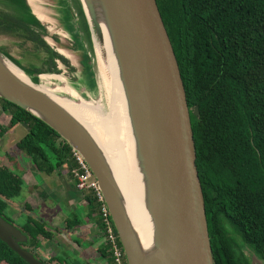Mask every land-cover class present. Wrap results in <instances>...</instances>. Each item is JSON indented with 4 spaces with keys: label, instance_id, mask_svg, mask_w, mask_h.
<instances>
[{
    "label": "trees",
    "instance_id": "trees-1",
    "mask_svg": "<svg viewBox=\"0 0 264 264\" xmlns=\"http://www.w3.org/2000/svg\"><path fill=\"white\" fill-rule=\"evenodd\" d=\"M154 2L188 108L213 264H249L242 249L264 264V0ZM0 7V34L29 42L45 56V68L26 69V73L53 74L56 62L68 65L43 40L46 31L25 0H0ZM63 25L74 38V47L81 49L71 23L66 20ZM82 55L85 76L93 85L89 58L85 52ZM32 81L37 83L36 78ZM0 110L8 115V128L26 129L14 147L38 173L50 176L72 165L69 146L42 121L2 99ZM4 158L0 155V160ZM22 188L20 176L0 166V217L11 225L8 204ZM85 202L89 214L96 212L93 198L88 195ZM79 216L69 215L63 230L80 226ZM16 219L13 226L24 237L18 243L22 249L43 264H71L66 253L47 260L39 256L42 243L52 238L42 221L26 214ZM95 225L101 230L97 216ZM96 252L105 264H113L105 245ZM0 264L26 263L0 242Z\"/></svg>",
    "mask_w": 264,
    "mask_h": 264
},
{
    "label": "water",
    "instance_id": "water-1",
    "mask_svg": "<svg viewBox=\"0 0 264 264\" xmlns=\"http://www.w3.org/2000/svg\"><path fill=\"white\" fill-rule=\"evenodd\" d=\"M25 3L28 6L26 0ZM77 3L88 24L80 0ZM101 3L126 101L134 159L146 179L153 210V264H213L188 108L155 2ZM1 59L22 71L31 84L17 80L0 63V99L42 121L82 157L102 194L125 264H141L115 182L92 139L75 120L34 88L41 74L26 73V68L0 51ZM23 241V235L0 217V242L26 264H43L18 245ZM248 261L263 264L254 255Z\"/></svg>",
    "mask_w": 264,
    "mask_h": 264
},
{
    "label": "bare ground",
    "instance_id": "bare-ground-1",
    "mask_svg": "<svg viewBox=\"0 0 264 264\" xmlns=\"http://www.w3.org/2000/svg\"><path fill=\"white\" fill-rule=\"evenodd\" d=\"M34 1L26 0L32 14L41 21L42 14ZM80 2L94 43L97 73L99 85L104 91L105 109L98 105H88L83 101L74 103L73 99L76 97L74 92L65 85L64 79L59 75H39V83L34 88L75 120L92 139L115 182L119 202L133 233L140 262L153 264L156 255L153 210L147 196L146 179L134 159V139L102 3L101 0H80ZM57 52L64 55L62 50ZM0 63L17 80L27 85L31 84L27 76L17 67L5 59H1Z\"/></svg>",
    "mask_w": 264,
    "mask_h": 264
},
{
    "label": "rangeland",
    "instance_id": "rangeland-1",
    "mask_svg": "<svg viewBox=\"0 0 264 264\" xmlns=\"http://www.w3.org/2000/svg\"><path fill=\"white\" fill-rule=\"evenodd\" d=\"M34 2L36 6L39 8V12L42 14L43 17V19L39 21V23L46 31V35L43 36V40H45L48 46L51 49H53L55 52L57 50L64 51V55H61L58 52L56 53L64 57L68 63L67 66H64L61 63L56 62L57 73H53V74L42 73V74L61 76L65 81V85L69 89H71L76 96L73 99L74 103L83 101L88 105L91 106L98 105L101 106L103 109H105V103L103 100L104 91L102 87L99 85V77L97 73V59L94 49V43L92 40V35L90 34L91 31L88 27L87 22L85 21V18L80 13L81 10L77 3V0H35ZM0 9L2 8L0 7ZM66 20H68V22L71 23L72 28L79 35L78 37L76 36V38L78 39L79 43H82L81 49L80 47H77V45H75L74 47L72 42L74 38H71L68 35V33L64 30L63 22ZM0 51L5 53L7 56L11 57L16 62H18L23 68L26 69L34 68L35 70L45 68V66L42 65L43 63L42 61L45 59V56L40 51L36 50L30 43L18 40L16 37L0 34ZM82 52L83 53L85 52L89 57L88 60L89 63H87V65L90 67L89 69L92 72L93 85L90 84L88 77L85 76L83 70L84 66L82 65V56H83ZM45 70L43 71L45 72ZM60 86H63V84H60ZM64 97L70 99V97H68L67 95H64ZM193 114H195L194 110H193ZM0 128L3 130V135L0 138V151L1 148H3L5 150L4 155L6 156V158L0 160V166L8 167L9 169L11 168L13 172L19 173L18 167L25 165L24 162H27V158L21 152H18L15 149L14 145L15 142H17L25 134L26 129L22 125L21 126L17 125L12 129L8 128V115L5 112H2L1 110H0ZM18 155H19V166H17L16 164L18 163ZM58 174L62 175V179L71 181L70 177L68 176L67 170L64 167L61 169V171ZM39 190L40 189H38V186L33 185V187H28L26 192L32 191L31 194L33 192L40 194L41 192H39ZM22 194L24 195V193ZM28 196L29 194L27 193V197ZM21 198L22 195L20 194L19 197H17L16 200L14 201V204L11 203L8 204L9 207L8 215L10 216V219H12L14 226H16L18 223L16 218L18 217L19 214H26V215L34 214V211H32V213L28 212L25 208V205L24 207L23 204L20 205ZM39 214L40 212L36 211V215ZM61 218L63 217L61 216ZM42 219L49 224L52 223L53 220V219L49 220V217H45V218L42 217ZM63 219L65 220V218ZM44 221L42 222L44 223ZM58 221L59 219L56 220V222L52 223L51 225L59 224L57 223ZM95 221H96V212L89 214L88 210L85 209L84 215H82V219H80L81 222L80 226L83 225V227H80L79 231L77 229L78 227H73L72 229L66 230L67 233L66 232L64 233L66 236L68 235L71 239H74L75 237L74 234H75L78 236L92 235L97 240L96 244L93 247L82 249L80 251L82 252L81 255L83 260H86V256L92 255L93 251H96L102 245L100 239L97 237V234L99 232L92 228V224L95 223ZM48 230L51 231L52 238L50 241L47 242L45 241L42 243L39 249V251L42 252V256L45 259H49L59 251H69L71 256L73 254L75 255V257L71 259L72 264H80L81 263L80 256L79 253H77V251L75 250V246L73 247L74 245L73 241L68 242L67 240H64L63 237L59 236L60 235L59 233L52 232L53 228L52 230L50 229ZM242 251L244 256L249 260L251 258V253H249L246 249H242ZM89 260L92 263H94V261L91 260V258H89ZM254 263L257 264L256 261ZM49 264H57V263L51 262Z\"/></svg>",
    "mask_w": 264,
    "mask_h": 264
},
{
    "label": "crops",
    "instance_id": "crops-1",
    "mask_svg": "<svg viewBox=\"0 0 264 264\" xmlns=\"http://www.w3.org/2000/svg\"><path fill=\"white\" fill-rule=\"evenodd\" d=\"M16 143V142H15ZM5 150L1 148L0 155L5 156ZM25 165L19 166V155H18V171L20 173V178L23 182V188L20 192L22 195V198L20 199V205L23 204V206L31 207V211H34V214H30L32 218L36 219H42L45 217H49V220H52V223H55L56 220L59 219L57 225H51L52 223H47L44 221L45 226L48 229H58V231L62 232L63 237H68L64 234V230L62 229V223L63 218H67L72 213L79 214L80 216L77 217L79 220L82 219V215H84L85 209H86V202L80 198L79 194L74 190L73 184L71 181H67L66 179H62L61 174H51L50 176L40 175L41 173H38L30 164L29 162H24ZM71 167V166H70ZM67 168V171L69 168ZM11 169V168H10ZM21 169V171H20ZM61 171V170H60ZM59 171V172H60ZM33 185L38 186L39 193L33 192H26L28 187H33ZM24 193V195L22 194ZM27 193L29 196L27 197ZM26 194V195H25ZM44 199H43V197ZM11 204H14V202H11ZM27 204V205H26ZM35 208V209H34ZM36 211H39L40 214L36 215ZM61 216L63 218H61ZM89 225V224H88ZM53 226V227H52ZM83 227L78 226L79 228ZM78 233V232H77ZM74 239L79 243V246H75V249H77L79 252L80 258H82V255L80 252L82 249H87L93 247L97 241H94V237L92 235L86 236V235H75ZM78 237V238H76ZM94 241V243H93ZM44 246V245H43ZM67 253H70L67 251ZM97 252L93 251L92 255L86 256L91 258V260L94 261V264H105V262L102 259L97 258ZM82 263L80 264H89L86 260H81Z\"/></svg>",
    "mask_w": 264,
    "mask_h": 264
},
{
    "label": "built area",
    "instance_id": "built-area-1",
    "mask_svg": "<svg viewBox=\"0 0 264 264\" xmlns=\"http://www.w3.org/2000/svg\"><path fill=\"white\" fill-rule=\"evenodd\" d=\"M70 160L72 165L67 173L73 183L75 191L84 201L88 195L95 201L96 216L99 218L101 225V230H98V237L107 247L112 263L125 264L122 250L118 245L117 236L111 224L102 194L98 189L89 167L82 157L73 150H70Z\"/></svg>",
    "mask_w": 264,
    "mask_h": 264
},
{
    "label": "flooded vegetation",
    "instance_id": "flooded-vegetation-1",
    "mask_svg": "<svg viewBox=\"0 0 264 264\" xmlns=\"http://www.w3.org/2000/svg\"><path fill=\"white\" fill-rule=\"evenodd\" d=\"M34 16V15H33ZM34 18H35V16H34ZM35 19H37V18H35ZM37 21H38V19H37ZM39 22V21H38ZM29 43V42H28ZM31 44V43H30ZM32 46H33V44H31ZM34 47V46H33ZM37 50V49H36ZM19 152V151H18ZM30 164V163H29ZM31 165V164H30ZM33 167V166H32ZM64 167V166H63ZM62 167V168H63ZM62 168H58V169H56L53 173H55V174H58L59 173V171L62 169ZM66 170H67V168L66 167H64ZM12 172H13V170H11ZM15 173V172H14ZM52 173V174H53ZM15 174H18L19 176H20V173H15ZM30 213H32V211L30 210L29 211ZM69 217V216H68ZM36 219V218H35ZM66 219V218H65ZM38 220H40V219H38ZM41 221V220H40ZM96 227V225H95V223H93L92 224V228L94 229V230H97L98 231V229H96L95 228ZM62 229H63V223H62ZM67 233V231H64V233ZM59 236L60 237H63V235H62V232L60 231L59 232ZM67 237H68V239L67 238H65V237H63L64 238V240H67L68 242L69 241H73V243H74V245L75 246H79V245H77V241L75 240V239H71L68 235H67ZM97 237H98V234H97ZM99 238V237H98ZM100 239V238H99ZM94 241H97L95 238H94ZM94 241H93V243H94ZM47 242V241H46ZM100 242H101V240H100ZM102 243V242H101ZM74 245H73V247H74ZM104 244L102 243V245H101V247L103 246ZM77 252H78V250L77 249H75ZM66 253V254H68L69 256H70V258L72 259L73 257H75V255L73 254L72 256L70 255V253H67V251H59V252H57V253ZM243 252V251H242ZM250 253V252H249ZM39 256L42 258V259H44V260H47V259H45L43 256H42V252L41 251H39ZM80 260H83V258H80ZM86 261L89 263V264H94V263H92L90 260H89V257L87 258L86 257ZM81 263H82V261H81ZM71 264H72V261H71Z\"/></svg>",
    "mask_w": 264,
    "mask_h": 264
}]
</instances>
